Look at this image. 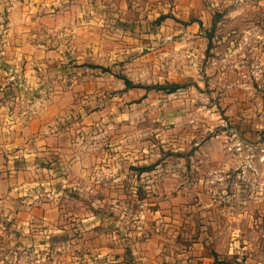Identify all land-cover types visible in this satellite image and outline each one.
Returning a JSON list of instances; mask_svg holds the SVG:
<instances>
[{
    "label": "rangeland",
    "instance_id": "rangeland-1",
    "mask_svg": "<svg viewBox=\"0 0 264 264\" xmlns=\"http://www.w3.org/2000/svg\"><path fill=\"white\" fill-rule=\"evenodd\" d=\"M107 1L58 69L87 166L55 158L53 222L0 218V264H264V0Z\"/></svg>",
    "mask_w": 264,
    "mask_h": 264
},
{
    "label": "crops",
    "instance_id": "crops-1",
    "mask_svg": "<svg viewBox=\"0 0 264 264\" xmlns=\"http://www.w3.org/2000/svg\"><path fill=\"white\" fill-rule=\"evenodd\" d=\"M108 7L107 0H0V218L14 220L23 235L33 223L55 220V158L70 159L74 170L87 166L55 130L58 97L73 88L57 86L65 75L58 69L74 59L61 53L73 49L78 33L102 26L95 18Z\"/></svg>",
    "mask_w": 264,
    "mask_h": 264
},
{
    "label": "trees",
    "instance_id": "trees-1",
    "mask_svg": "<svg viewBox=\"0 0 264 264\" xmlns=\"http://www.w3.org/2000/svg\"><path fill=\"white\" fill-rule=\"evenodd\" d=\"M159 20V19H158ZM199 25H201L200 24V22H197ZM122 80H123V83H124V85H125V87L127 88V89H133V88H145V87H142V86H140V85H133L127 78H125V77H123L122 78ZM147 88H149V87H147ZM161 90H167L168 91V93H173V92H176L177 90H179V89H182V88H184L183 86H181V85H175V84H172V85H168V86H166V87H159Z\"/></svg>",
    "mask_w": 264,
    "mask_h": 264
}]
</instances>
